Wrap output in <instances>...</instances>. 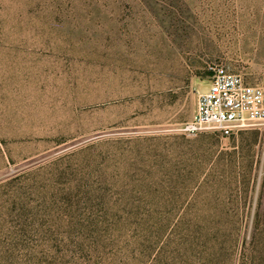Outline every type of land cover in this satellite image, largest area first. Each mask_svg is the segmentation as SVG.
Wrapping results in <instances>:
<instances>
[{
	"label": "rangeland",
	"instance_id": "374dc122",
	"mask_svg": "<svg viewBox=\"0 0 264 264\" xmlns=\"http://www.w3.org/2000/svg\"><path fill=\"white\" fill-rule=\"evenodd\" d=\"M214 65L264 88V0H0V264H264V125L181 130Z\"/></svg>",
	"mask_w": 264,
	"mask_h": 264
},
{
	"label": "built area",
	"instance_id": "2783aa9c",
	"mask_svg": "<svg viewBox=\"0 0 264 264\" xmlns=\"http://www.w3.org/2000/svg\"><path fill=\"white\" fill-rule=\"evenodd\" d=\"M209 69L208 85L197 97L195 114L181 130L188 134L212 130L229 137L238 130L264 125V88L245 83L240 74L220 65Z\"/></svg>",
	"mask_w": 264,
	"mask_h": 264
},
{
	"label": "trees",
	"instance_id": "16d2710c",
	"mask_svg": "<svg viewBox=\"0 0 264 264\" xmlns=\"http://www.w3.org/2000/svg\"><path fill=\"white\" fill-rule=\"evenodd\" d=\"M210 73V72H208ZM258 215L255 216V218L253 219V224H252V231H251V241H254L255 236H256V229L258 226Z\"/></svg>",
	"mask_w": 264,
	"mask_h": 264
},
{
	"label": "crops",
	"instance_id": "0c3cea01",
	"mask_svg": "<svg viewBox=\"0 0 264 264\" xmlns=\"http://www.w3.org/2000/svg\"><path fill=\"white\" fill-rule=\"evenodd\" d=\"M207 87V86H206ZM206 89V88H205Z\"/></svg>",
	"mask_w": 264,
	"mask_h": 264
}]
</instances>
